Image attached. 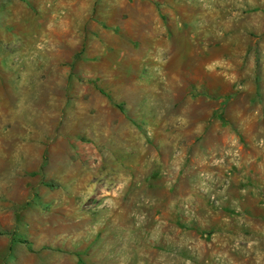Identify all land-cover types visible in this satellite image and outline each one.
<instances>
[{
    "label": "rangeland",
    "instance_id": "obj_1",
    "mask_svg": "<svg viewBox=\"0 0 264 264\" xmlns=\"http://www.w3.org/2000/svg\"><path fill=\"white\" fill-rule=\"evenodd\" d=\"M0 264H264V0H0Z\"/></svg>",
    "mask_w": 264,
    "mask_h": 264
}]
</instances>
